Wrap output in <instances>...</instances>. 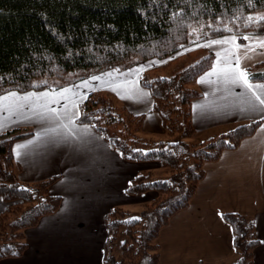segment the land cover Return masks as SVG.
I'll return each instance as SVG.
<instances>
[{"label":"trees","instance_id":"16d2710c","mask_svg":"<svg viewBox=\"0 0 264 264\" xmlns=\"http://www.w3.org/2000/svg\"><path fill=\"white\" fill-rule=\"evenodd\" d=\"M173 12L180 15L173 18ZM249 15H264V0H252L251 6L249 0H0V95L59 89L67 83L55 84L52 78L61 80L74 71L91 75L129 69L229 34L243 43L245 35L264 34V25L246 26ZM224 27L233 31H213ZM213 62L214 54L207 52L168 76L149 80L146 72L141 74V85L151 93L153 112L166 134L162 139L143 134L145 116L132 114L109 94L92 92L80 104L77 123L90 126L125 160L158 163L167 174L166 179H155L152 172L142 173L128 185L130 195L158 193L144 205L139 219L122 208L107 214L105 263L159 264V233L188 207L205 176L204 165L237 148L260 126L261 121H252L205 141H192V103L201 96L193 85ZM247 70L264 73V61ZM252 82H264V76ZM32 134L24 128L0 133V198L7 203L0 213V261L21 257L28 248L26 230L62 204L60 196L50 193L58 177L36 184L19 180L13 145ZM225 218L234 233L236 260L231 264H253L259 245L253 220L240 214ZM123 228L126 235L117 253Z\"/></svg>","mask_w":264,"mask_h":264},{"label":"crops","instance_id":"0c3cea01","mask_svg":"<svg viewBox=\"0 0 264 264\" xmlns=\"http://www.w3.org/2000/svg\"><path fill=\"white\" fill-rule=\"evenodd\" d=\"M251 43L252 41H245L240 44ZM193 51L201 54L213 52L214 66L216 52H221L222 48L196 47ZM262 51L264 50L257 49L255 53H249L252 59L246 60L243 58L245 49L241 48V67L250 68L263 62L264 55L260 54ZM150 62L151 60L144 62L143 65ZM151 67H159V64H149L143 67L139 75L128 76V83H125L124 76H116L115 84L103 80L108 83L80 88V93H87L88 96L103 89L116 93L124 101L122 104L128 111L145 116L143 134L165 138L161 119L153 112L151 93L141 85L140 80L141 74ZM212 67L199 76L193 85L201 96L192 103V125L195 130L192 141L199 143L252 121L261 123L254 135L242 140L237 148L223 151L218 160L204 165L205 176L199 182L188 207L176 213L159 233V264L233 263L236 260L234 233L225 218L226 214H240L253 220L259 240L253 253V264H264V119L261 118L264 112H241L235 106L238 102L235 95L226 92L221 83H199L201 77L211 71ZM122 71L124 70H120ZM108 72L113 70L95 76ZM81 82L64 87L79 86ZM244 91L238 85L233 87V93ZM27 92L18 93L23 95ZM134 92L148 95L138 100L133 95ZM51 106L60 109V104ZM13 113L0 112V121L5 125L4 131L24 128L33 132L28 138L18 140L13 145V155L20 166V182L36 184L58 177L51 186L50 193L60 196L62 204L55 213L44 216L37 226L26 230L28 248L21 257L3 259L0 264H107V214L114 208H122L129 211L130 216L137 211L140 216L144 205L152 202L158 194L149 191L130 195L126 192L127 187L139 174L160 171V164L125 160L90 126L87 133L77 131L68 142L53 146L48 143L49 136L41 135L39 140L37 137L48 129L56 128L59 139L67 131L60 127L61 122L42 121L27 105L13 110ZM62 122L67 123V120ZM83 126L85 125L76 121L77 129ZM29 141L35 143L27 148H16L17 145H27ZM6 207L7 203L0 198V213ZM125 235L126 232L124 237Z\"/></svg>","mask_w":264,"mask_h":264},{"label":"snow or ice","instance_id":"6c2138e0","mask_svg":"<svg viewBox=\"0 0 264 264\" xmlns=\"http://www.w3.org/2000/svg\"><path fill=\"white\" fill-rule=\"evenodd\" d=\"M151 2H156V0H151ZM249 5H252V0H249ZM180 15L178 12H173L172 17ZM239 19V17H235ZM252 24L264 25V15L253 16L249 15L246 18V26H251ZM197 30L193 28L195 33ZM214 32H227L231 33L232 28H216L213 29ZM205 35H207L205 33ZM199 36H197V40ZM244 41H252L251 44L241 45L239 43L238 37L236 35H226L220 39H208L204 44L196 43L197 47H208L213 48L214 46H221L222 51L216 52L215 65L212 70L207 72L204 77H201L199 83L205 84H215L217 82L224 86V89L229 94H234L236 100L238 101L235 106L237 109L244 113H260L264 112V83H253L256 80L257 75L264 76V73L251 74L248 72L247 67H241V55L239 54L240 49H245L243 53V58L246 60H251L252 56L249 53H255L257 49L264 50V37L254 34L253 36H243ZM190 50V49H186ZM264 55V51L260 53ZM154 63V62H150ZM166 63V61H162ZM142 66L140 69H130L127 73L120 72L119 69L113 70V72L104 73L102 76H92L90 80H84L79 86L64 87L59 91H44V92H27L20 95L16 91H9L7 94L0 96V112L9 111L10 114H14L13 110L23 108L25 105L32 108L33 112L36 113L42 121H58L60 127L67 130L66 134L57 139L58 133L56 128H51L46 130L44 133L38 135L49 136L50 139L48 143L53 146L58 145L60 142H68L69 138L74 136L77 131L80 133H87L88 126L85 125L80 129L76 128V120L80 116L79 105L87 98V93L83 95L80 93V88H87L90 81H103L108 80L111 83H116L115 77L120 75L125 77V83H128L127 77L130 75H139L143 71ZM215 77L216 79H212ZM3 77H0L2 80ZM240 86L245 91L242 93H233L234 86ZM119 86V85H117ZM115 91V88L113 89ZM71 94V95H69ZM133 95L137 97L138 100H142L148 94L134 92ZM227 99V97H225ZM9 102H12L9 105ZM24 102V103H21ZM71 102V103H70ZM52 104H60V109L52 107ZM41 109H46V111H41ZM264 119V116L261 117ZM67 120V123L62 121ZM5 130V125L0 121V131ZM35 141H29L27 145H17V149L27 148L29 145L34 144ZM19 155V152L17 153ZM139 219V217H134ZM131 222V221H129Z\"/></svg>","mask_w":264,"mask_h":264},{"label":"rangeland","instance_id":"374dc122","mask_svg":"<svg viewBox=\"0 0 264 264\" xmlns=\"http://www.w3.org/2000/svg\"><path fill=\"white\" fill-rule=\"evenodd\" d=\"M229 35H234V34H229ZM253 35L254 34L247 35V36H253ZM258 35L264 36V34H258ZM195 36L197 37L198 35L195 34ZM218 38H220V37H218ZM214 39H217V38H214ZM238 40H239V38H238ZM204 42H202L200 44H203ZM196 47H197L196 45L187 47V48L181 50L179 53L175 54L171 58H167V59H164V60H151V62H154V63H151V64H159V67H156V68L155 67H151L150 69H148L147 72H146L147 79L152 80V79L157 78V77L168 76L171 73H173L175 70L181 69V68H183L185 66H188L189 64H191V63H193L195 61H198L205 54L204 53L201 54V52H199V51H193V49H195ZM186 49H190V50H186ZM162 61H166V63H162ZM149 64L150 63H148L147 65L149 66ZM147 65L146 64L145 65H143V64L136 65L135 67L129 68L128 71H127V69H124V71H122V72H126V71L129 72L130 69H138V67H142V66H144V67L146 66L147 67ZM150 66H152V65H150ZM101 73H103V72H101ZM101 73L98 72L97 74L86 75L85 72L74 71V72H70V73L64 75V78L61 79V80H54L55 78H52L50 81L52 83H55V84L67 83L66 85H70V84L75 83L77 81L90 80V78L92 76H95V75H98V74H101ZM117 77H120V75H118ZM104 83H108V82H105V81H100V82L90 81L88 86H92V85H96V84L101 85V84H104ZM97 92H101V93L103 92V93H106V94H109V95L113 96L116 99L118 104L123 105L122 103H124V101L116 93H113L110 90L103 89V91L99 90ZM152 174L154 175L155 179H166L167 178V174H165L162 171V169L160 171L154 172ZM137 212H132L131 213V218L139 217V214ZM124 232H126V229L121 230V233L119 235V238H118L117 244H116V248L119 251V253H120V245H121L122 241L125 239ZM117 250H116V252H117Z\"/></svg>","mask_w":264,"mask_h":264}]
</instances>
